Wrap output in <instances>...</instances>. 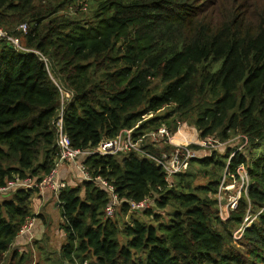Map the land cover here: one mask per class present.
Instances as JSON below:
<instances>
[{
  "label": "trees",
  "instance_id": "1",
  "mask_svg": "<svg viewBox=\"0 0 264 264\" xmlns=\"http://www.w3.org/2000/svg\"><path fill=\"white\" fill-rule=\"evenodd\" d=\"M87 5L89 17L66 14ZM0 28L23 48L0 38V188L40 182L56 168L62 112L65 134L83 151L125 130L138 139L189 121L200 140L226 143L240 132L249 142L244 151L193 158L208 178L197 186L196 172L169 183L135 154L86 158L92 180L59 196L63 261L264 264V0H0ZM240 166L249 186L223 220L214 196L223 172L239 180ZM97 178L118 196L122 215L151 221L108 217L110 195ZM35 191L0 196V264L27 262L10 250L35 218ZM143 201L172 212L166 221L152 207L131 212ZM248 216L252 223L235 236Z\"/></svg>",
  "mask_w": 264,
  "mask_h": 264
},
{
  "label": "built area",
  "instance_id": "2",
  "mask_svg": "<svg viewBox=\"0 0 264 264\" xmlns=\"http://www.w3.org/2000/svg\"><path fill=\"white\" fill-rule=\"evenodd\" d=\"M20 29L26 33L27 26L22 25ZM0 38H7L10 43L14 44L18 49L23 50L19 41L17 39L9 38L6 36V33L0 28ZM60 91L68 98H71L68 92H65L62 88H59ZM63 117L64 112L61 113L60 119L56 123L57 128V148H58V159L56 168L51 172L50 175L46 176L42 181L36 182L32 179L20 180L15 179L9 182L6 186L0 188V196H5L11 194L12 191L17 189H35V190H50L56 197L59 198L61 192L68 187L67 183L59 179L58 168L61 164L66 162H79V167L81 172L83 173V177L85 181H91L92 178L87 171L83 161L92 156V155H110L114 157L118 156H127L129 154H135L142 158H147L156 163L157 166L161 167L166 173L167 181L172 183L174 177L177 174L184 172L190 161L195 158V154L191 152L189 145H194L195 143H185L182 145H176L174 142V135L165 127L160 128L157 133H154L152 137L154 140L150 143L154 148H157V144L165 141L170 146L174 147V150L169 154H161L159 156H154L148 153L144 147L149 146L147 143V135L142 136L141 138L135 139L133 136L132 130L122 131L115 139L103 141L98 147L90 150H79L75 149L72 146V143L69 137L65 134L63 129ZM199 147L205 148H214L213 140L208 138L203 140L202 143H198ZM238 174L240 175V179L242 184L247 189L249 186V177L247 172L243 166L238 168ZM96 182L99 186L103 187L105 190L109 192L111 203L106 208V215L108 217H113L118 206L120 205V200L118 196L115 194L113 189L108 186L107 182L101 178H97ZM224 183L220 185L223 188ZM220 188V190H221ZM219 190V191H220ZM227 207H230V210H235L238 204V198L229 202ZM149 201H143L141 203H132L131 204V212H138L150 207ZM229 216V215H228ZM228 218V217H227ZM254 219V218H253ZM250 216L245 219V222L240 230H238V234L242 232L243 228L248 227L252 220ZM33 220L29 219L27 223L24 225L21 233H30L31 228L33 226ZM77 264H90L89 261H83Z\"/></svg>",
  "mask_w": 264,
  "mask_h": 264
},
{
  "label": "crops",
  "instance_id": "3",
  "mask_svg": "<svg viewBox=\"0 0 264 264\" xmlns=\"http://www.w3.org/2000/svg\"><path fill=\"white\" fill-rule=\"evenodd\" d=\"M79 164V162H66L58 168L59 179L67 183L70 188L83 187L85 180ZM59 202V198L50 190L34 192L31 206L35 214L33 226L30 233L19 234L10 250V255L26 254L28 256L26 264H53L55 262L69 264L61 258V252L67 244V235L61 229L63 219ZM54 225L58 226L53 227Z\"/></svg>",
  "mask_w": 264,
  "mask_h": 264
},
{
  "label": "rangeland",
  "instance_id": "4",
  "mask_svg": "<svg viewBox=\"0 0 264 264\" xmlns=\"http://www.w3.org/2000/svg\"><path fill=\"white\" fill-rule=\"evenodd\" d=\"M89 5L86 6V11H67V15L71 17H79L80 14L84 17H89ZM53 80L57 84V79L52 76ZM166 112V111H165ZM189 121V120H188ZM159 130V129H158ZM157 130V131H158ZM157 131H152L149 133H146L147 135V143L150 145V143L154 140L152 135L154 133H157ZM174 135V142L176 145H182L185 143H195L194 145H189L191 152L195 154V157L197 159H202L203 157L210 156L214 151H216L220 155H225L228 151H234V150H239V151H244V149L249 145L248 139L245 135L241 134L240 132H234L232 133V138L226 142L222 143L218 139L213 140L214 148H205V147H199L196 146L198 143H202L203 140H200L199 138V133L196 130V128L190 123L184 122L183 124L178 125V127L175 128V131L172 132ZM157 148H154L156 150L161 151L162 154H169L174 150V147L170 146L168 143L165 141H162L157 144ZM152 147V145L150 146ZM168 147H171L172 150L168 149ZM159 153V155H161ZM119 161H121V156L116 157ZM191 170L193 172H196V186L197 185H205L208 182V178H205L203 176V168L200 165L197 164H189L187 171ZM224 183L223 188H221L220 192L217 193L214 197L218 199L219 201V207H218V213L221 217V219L226 220L228 215L230 214L231 211L230 207H227L229 202L233 201L234 199L238 198V201L240 197L242 196V192L246 191L245 186L242 184L241 179H234L233 177L228 178L226 175V170L223 172V178L221 184ZM83 196V195H82ZM238 206V204H237ZM153 211L152 212H158L162 214V220L166 221L168 219V213L172 212L171 208H168L165 211H159L156 207V205L153 204L151 205ZM121 208H117L115 215L113 216L114 219H120L122 222L129 223L131 218H137L140 220H143L145 222H150L152 217L148 216L147 214H136V213H129L128 215H122L120 213ZM54 219V218H53ZM56 221V220H55ZM58 224V223H57ZM58 225H54L53 227H56ZM239 235L238 231L235 233V236ZM90 262V261H89ZM53 264H58V263H53Z\"/></svg>",
  "mask_w": 264,
  "mask_h": 264
},
{
  "label": "water",
  "instance_id": "5",
  "mask_svg": "<svg viewBox=\"0 0 264 264\" xmlns=\"http://www.w3.org/2000/svg\"><path fill=\"white\" fill-rule=\"evenodd\" d=\"M5 196H7V195H5Z\"/></svg>",
  "mask_w": 264,
  "mask_h": 264
}]
</instances>
